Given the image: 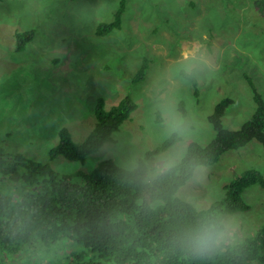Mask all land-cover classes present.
Wrapping results in <instances>:
<instances>
[{"label": "rangeland", "instance_id": "rangeland-1", "mask_svg": "<svg viewBox=\"0 0 264 264\" xmlns=\"http://www.w3.org/2000/svg\"><path fill=\"white\" fill-rule=\"evenodd\" d=\"M120 2L0 0V144L7 151L50 163L59 173L91 172L104 159L134 169L147 151L170 137L164 109L171 107L189 119L192 135L187 143L180 139L155 156L151 170L181 146L186 154L192 142L206 146L214 140L209 116L222 98L233 99L223 118L225 128L237 130L253 116L256 102L245 75L264 98V0H126L122 28L99 37L98 25L113 20ZM29 30L35 31L33 40L17 51V31ZM188 41L207 49L220 66L218 73L184 72L189 61L182 59L181 47ZM146 58V78L134 83ZM128 95L138 107L114 141L84 162L50 160L62 129L69 130L75 143L88 138L99 98L111 109ZM250 169L264 173V145L257 140L224 153L208 166L202 182L189 180L177 196L207 209L225 196L226 185ZM148 178L156 177L149 172ZM243 197L249 210L217 215L239 224L235 243L264 227V187L253 185ZM0 264L73 263L63 251L35 246L14 256L0 252Z\"/></svg>", "mask_w": 264, "mask_h": 264}, {"label": "trees", "instance_id": "trees-1", "mask_svg": "<svg viewBox=\"0 0 264 264\" xmlns=\"http://www.w3.org/2000/svg\"><path fill=\"white\" fill-rule=\"evenodd\" d=\"M126 9V0H121L113 20L100 23L96 34L106 37L121 29ZM34 35V30L17 31V51H24ZM149 66L146 58L134 83L145 80ZM245 78L256 102L253 116L237 130L225 128L223 118L233 99L222 98L209 116L214 140L206 146L192 142L177 169L152 180L148 178L150 161L180 141L175 135L147 151L134 169L104 159L91 172L73 173H59L50 163L9 152L0 144V252L14 256L39 246L46 252L63 251L73 264H264V227L203 257L193 255L183 240L203 216L249 210L243 193L253 185L264 187L262 171L250 169L237 175L226 185L225 196L207 209L177 196L190 180L194 162L213 165L227 151L253 140L264 145V98L251 78ZM137 107L129 95L111 109L99 98L96 125L88 138L75 143L69 130L62 129L59 143L49 152L50 160L86 161L114 141ZM180 109L185 112L184 104Z\"/></svg>", "mask_w": 264, "mask_h": 264}, {"label": "clouds", "instance_id": "clouds-1", "mask_svg": "<svg viewBox=\"0 0 264 264\" xmlns=\"http://www.w3.org/2000/svg\"><path fill=\"white\" fill-rule=\"evenodd\" d=\"M181 57L189 61L184 66V72L190 76L199 75L205 70L219 72L220 66L207 52V49L197 41H188L181 47ZM164 125L169 136L175 135L185 143L190 139L192 124L188 118L176 112L171 107L164 109ZM184 149L179 147L158 160L150 170V178L171 173L177 169L184 159ZM208 172V165L194 162L191 166L190 180L202 182ZM239 235V224L234 220L220 219L207 215L190 227L184 234L183 240L188 250L195 256H207L221 251L236 242Z\"/></svg>", "mask_w": 264, "mask_h": 264}]
</instances>
